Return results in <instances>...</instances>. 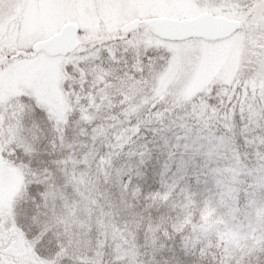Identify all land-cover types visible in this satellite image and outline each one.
Returning <instances> with one entry per match:
<instances>
[{
    "label": "snow or ice",
    "instance_id": "obj_1",
    "mask_svg": "<svg viewBox=\"0 0 264 264\" xmlns=\"http://www.w3.org/2000/svg\"><path fill=\"white\" fill-rule=\"evenodd\" d=\"M0 264H264V0H0Z\"/></svg>",
    "mask_w": 264,
    "mask_h": 264
}]
</instances>
